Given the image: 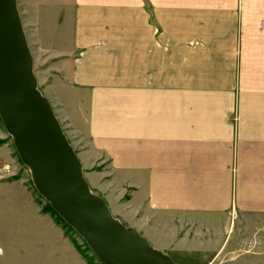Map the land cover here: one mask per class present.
I'll return each mask as SVG.
<instances>
[{
	"label": "crops",
	"instance_id": "crops-1",
	"mask_svg": "<svg viewBox=\"0 0 264 264\" xmlns=\"http://www.w3.org/2000/svg\"><path fill=\"white\" fill-rule=\"evenodd\" d=\"M20 3L27 38L136 212L164 231L264 212V0ZM18 161L0 121V264H74Z\"/></svg>",
	"mask_w": 264,
	"mask_h": 264
},
{
	"label": "water",
	"instance_id": "water-1",
	"mask_svg": "<svg viewBox=\"0 0 264 264\" xmlns=\"http://www.w3.org/2000/svg\"><path fill=\"white\" fill-rule=\"evenodd\" d=\"M16 0H0V121L37 193L102 264H176L93 193L53 109L37 89Z\"/></svg>",
	"mask_w": 264,
	"mask_h": 264
},
{
	"label": "rangeland",
	"instance_id": "rangeland-1",
	"mask_svg": "<svg viewBox=\"0 0 264 264\" xmlns=\"http://www.w3.org/2000/svg\"><path fill=\"white\" fill-rule=\"evenodd\" d=\"M16 5L32 56L37 89L49 101L62 131L79 158L83 176L90 190L105 200L111 214L126 226L141 224L142 231L150 232L158 239V244L148 240L150 244L159 247L158 249L176 264H264V212H249L236 208L227 215H203L197 219H182L169 223L164 231L163 223L157 227L155 221L148 219L146 211H135L131 203L130 188L126 187L120 196L121 189L115 184L114 175L103 172L106 162L90 145L84 129V118L75 111L76 109L69 107L63 87L54 85L56 77L50 75V60L43 59V56L36 52L32 39L27 38L30 31L22 21L20 0H16ZM9 138L12 144L11 137ZM12 148L14 150L13 144ZM14 153L17 156L15 150ZM18 163L22 169L28 170L20 160ZM26 177L33 196L39 198V203L44 206L46 201L35 190L29 170ZM108 183L111 185L106 187ZM52 217L55 220L54 216ZM62 228L69 241L75 244L77 253L74 264H102L91 250L85 247L83 239L76 232Z\"/></svg>",
	"mask_w": 264,
	"mask_h": 264
},
{
	"label": "trees",
	"instance_id": "trees-1",
	"mask_svg": "<svg viewBox=\"0 0 264 264\" xmlns=\"http://www.w3.org/2000/svg\"><path fill=\"white\" fill-rule=\"evenodd\" d=\"M21 162V161H20ZM42 210L44 211V212H49L50 214H51V216H54V218H55V221L58 223V224H60L62 227H64V228H69V229H71V230H73L69 225H67L65 222H64V220L60 217V216H58V214L50 207V205L48 204V202H46L45 204H44V206H42ZM74 231V230H73ZM75 232V231H74ZM72 243H73V241H72ZM83 243L85 244V247L87 248V249H89V247L86 245V243L83 241ZM74 244V243H73ZM74 246H75V244H74ZM90 250V249H89Z\"/></svg>",
	"mask_w": 264,
	"mask_h": 264
}]
</instances>
